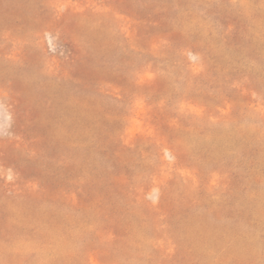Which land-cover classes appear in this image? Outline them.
Masks as SVG:
<instances>
[{
	"label": "rangeland",
	"instance_id": "374dc122",
	"mask_svg": "<svg viewBox=\"0 0 264 264\" xmlns=\"http://www.w3.org/2000/svg\"><path fill=\"white\" fill-rule=\"evenodd\" d=\"M0 264H264V0H0Z\"/></svg>",
	"mask_w": 264,
	"mask_h": 264
}]
</instances>
